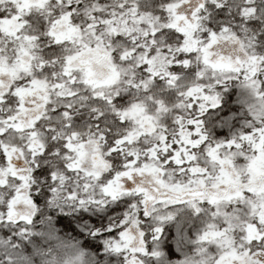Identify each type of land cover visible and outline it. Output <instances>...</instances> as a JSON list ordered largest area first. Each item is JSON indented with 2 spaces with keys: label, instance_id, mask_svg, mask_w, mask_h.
<instances>
[{
  "label": "snow or ice",
  "instance_id": "snow-or-ice-1",
  "mask_svg": "<svg viewBox=\"0 0 264 264\" xmlns=\"http://www.w3.org/2000/svg\"><path fill=\"white\" fill-rule=\"evenodd\" d=\"M0 264H264V0H0Z\"/></svg>",
  "mask_w": 264,
  "mask_h": 264
},
{
  "label": "trees",
  "instance_id": "trees-1",
  "mask_svg": "<svg viewBox=\"0 0 264 264\" xmlns=\"http://www.w3.org/2000/svg\"><path fill=\"white\" fill-rule=\"evenodd\" d=\"M226 92L230 93L229 96H226L225 99L228 101L229 105V113H230V122L229 125H224L219 122L215 123L214 125H211V129L213 132V135L223 138L226 136H229L232 131L239 128L243 121L246 118L247 114V106L243 101V96L245 95L244 89L240 85V83L234 82L229 89L225 90ZM209 111L212 112H218L219 106H217V109H210ZM232 120H235V123L232 124ZM57 219L58 222H60V226L64 232H66L69 236L74 235L72 232V229L70 228H64L63 223L61 222V217L64 215L63 213H53ZM182 226L178 225L176 221H169L164 225L163 229V238L167 239L168 243L172 245L171 252L174 254L169 257L170 260H177L183 258L185 255H189L192 250H194L195 247V237L194 235L185 242V245L183 247L179 246L176 243V236L177 231ZM187 226H183V230L186 231ZM98 252V250H96ZM165 252L167 253V248H165Z\"/></svg>",
  "mask_w": 264,
  "mask_h": 264
}]
</instances>
